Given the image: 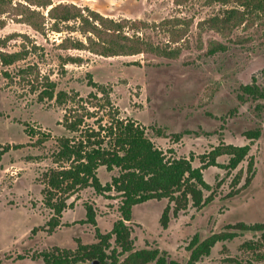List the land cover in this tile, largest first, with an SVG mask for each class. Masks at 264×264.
<instances>
[{"label": "rangeland", "instance_id": "374dc122", "mask_svg": "<svg viewBox=\"0 0 264 264\" xmlns=\"http://www.w3.org/2000/svg\"><path fill=\"white\" fill-rule=\"evenodd\" d=\"M49 1L88 6L116 20L128 19L124 32L138 35L160 52L104 56L63 48L59 45L62 38L84 40V36L65 25L62 31L51 30L50 6L42 7L34 0H0V49L30 50L26 58L6 67L12 78L1 74L0 65V147L11 146L0 157V264H42L39 254L44 250L74 249L77 241H97L94 225L82 221L86 204L95 208L101 232L109 231L119 218L116 192L99 194L87 187L69 197L61 223L47 230L53 211L43 199L45 173L57 167L53 161L57 138L77 133L60 122L71 103L39 100L38 90L33 91L19 74V68L33 63L56 82V90L78 91L85 98L96 89L89 80L105 86L119 117L144 125L147 135L167 156L191 158L193 166H199L200 157L215 146L250 145L255 168L250 182H245L248 158L230 168L229 156H218L216 165L202 170L211 185L204 193L211 200L200 208L189 205L171 216L166 227L159 217L167 199L133 206L129 224L135 246L158 247L184 264L194 234L203 237L237 222L264 221V97L243 92L246 84L264 91V13L254 12L245 22L221 33L205 20L223 16L229 8H242L235 0ZM29 8L37 10V22H41L39 14L45 16L42 32L25 21ZM133 20L145 24L131 28ZM215 42L224 48L211 53L209 48ZM69 56L81 60L71 62ZM95 110L96 117L86 119V125L95 126L100 116L106 120L104 108ZM25 123L50 136L39 143L37 135L25 133ZM253 129L260 135L246 137L245 132ZM116 173L103 166L97 169L103 184ZM259 236V232L238 231L233 238L215 243L210 254L196 264H264V247L257 245Z\"/></svg>", "mask_w": 264, "mask_h": 264}, {"label": "trees", "instance_id": "16d2710c", "mask_svg": "<svg viewBox=\"0 0 264 264\" xmlns=\"http://www.w3.org/2000/svg\"><path fill=\"white\" fill-rule=\"evenodd\" d=\"M34 1V4L42 7L50 6L47 17L52 20L51 30L62 31L65 25L70 30H78L84 36V40L71 36L62 38L59 45L63 48L86 49L104 56L143 51L160 52L138 35H128L124 32V27L129 23L128 19L116 20L88 6L74 3ZM206 1L226 3L230 0ZM235 1L242 8H229L224 11L223 16L208 18L205 21L209 23L210 28L221 33L228 32L245 22L247 16L254 12L264 13V0ZM35 13L37 10L29 8L25 21L42 32L45 28V16L39 14L41 22H37L34 20ZM70 21H73L71 25ZM142 24L145 22L141 20L130 21L131 28ZM214 44L209 48L211 53L224 48L219 42ZM29 52L26 47L17 51L0 49L1 74L8 79L12 78L6 67L26 58ZM68 59L71 62L81 60L78 56H69ZM18 71L21 77L30 83L33 91L38 90L39 100L54 99L59 105L71 103V106L65 107L60 122L69 132L77 133L75 136L63 135L57 138L58 148L53 154L57 167L45 173L43 199L45 206L53 211L46 222L47 230L50 231L61 223L62 212L70 205V202H67L69 197L79 189L90 187L99 194L114 191L119 198V218L113 222L109 231L99 230L95 208L86 204L85 218L82 221L94 225L97 241L86 244L77 241L74 249L54 247L44 250L39 254L42 264H77L91 261H96L95 264H182L158 247L135 246L129 224L133 206L151 199H167L168 203L159 217L160 224L166 227L171 216L178 215L189 205L200 208L211 200V196H205L204 193L211 189V185L204 179L202 170L209 165H216L218 156L228 155L227 166L230 168H235L242 160L248 158V175L245 182H250L254 175V161L249 156V144L215 146L205 156L200 157L199 166H193L191 158L167 156L147 135L144 125L132 118L119 117L118 109L113 106L105 86L89 80L88 83L96 89L83 98L78 91L56 90V82L48 75L42 74L35 63L19 68ZM243 92L264 97V91L255 84L244 85ZM100 106L106 111V120L100 116L95 126L86 125V119L96 117L95 109ZM24 131L28 136L37 135L39 143L50 136L49 132L38 131L28 123H25ZM158 132L162 134L160 130ZM245 135L248 138L258 137L260 131L248 130ZM10 147L9 144L1 146L0 157ZM100 166L107 171L117 170L110 181L104 184L97 174ZM238 231L259 232L257 245L264 247V221L237 222L203 237L194 234L187 246L189 255L184 264H196L210 254L215 243L233 238Z\"/></svg>", "mask_w": 264, "mask_h": 264}, {"label": "water", "instance_id": "95a60500", "mask_svg": "<svg viewBox=\"0 0 264 264\" xmlns=\"http://www.w3.org/2000/svg\"><path fill=\"white\" fill-rule=\"evenodd\" d=\"M96 261H91V262H78L77 264H95Z\"/></svg>", "mask_w": 264, "mask_h": 264}]
</instances>
